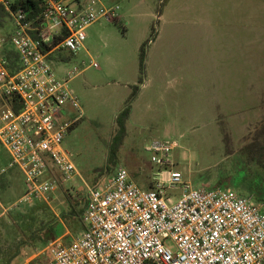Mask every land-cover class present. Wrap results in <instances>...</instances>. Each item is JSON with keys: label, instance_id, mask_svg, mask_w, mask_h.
Masks as SVG:
<instances>
[{"label": "rangeland", "instance_id": "rangeland-1", "mask_svg": "<svg viewBox=\"0 0 264 264\" xmlns=\"http://www.w3.org/2000/svg\"><path fill=\"white\" fill-rule=\"evenodd\" d=\"M101 1L119 5L118 18L93 23L81 51H65L52 60L60 78L75 74L69 86L80 110L66 105L59 119L75 120L63 145L79 175L64 180L58 172L54 194L20 203L28 185L20 169L9 167L10 154L0 146V170H6L0 174V264H8L20 240L26 245L9 264L44 263L47 245L28 235L46 220L59 219L64 243L75 239L83 231L82 217L70 224L62 213L83 209L88 185L103 186L118 167L143 189L154 186L160 170H172L181 173L183 185L231 187L241 196L264 200L256 185L264 170L246 152L264 133V0ZM14 30L10 16L0 35ZM135 85L139 92L117 164L103 172L116 116ZM154 141L177 144L170 166L152 161L147 146ZM239 180L242 187L232 183ZM182 184L171 191L174 199Z\"/></svg>", "mask_w": 264, "mask_h": 264}, {"label": "built area", "instance_id": "built-area-1", "mask_svg": "<svg viewBox=\"0 0 264 264\" xmlns=\"http://www.w3.org/2000/svg\"><path fill=\"white\" fill-rule=\"evenodd\" d=\"M40 1L36 22L0 0L15 23L10 36L0 35V146L28 185L20 203L55 192L58 172L64 180L79 175L63 145L75 120L59 119L66 105L80 110L69 86L75 74L60 78L52 60L81 51L86 29L115 21L120 9L101 0ZM176 146L154 141L147 150L167 167ZM153 184L143 189L118 167L103 186L88 185L83 231L69 243L50 241L42 264H264V203L231 187L183 185L179 171L160 170ZM179 184L181 195L174 199L171 191Z\"/></svg>", "mask_w": 264, "mask_h": 264}, {"label": "trees", "instance_id": "trees-1", "mask_svg": "<svg viewBox=\"0 0 264 264\" xmlns=\"http://www.w3.org/2000/svg\"><path fill=\"white\" fill-rule=\"evenodd\" d=\"M10 8L13 12H17L19 10H22L28 14V19H32L34 21H38L37 17L40 16L42 11V4L40 0H14L10 4ZM11 14L5 9V6L3 4H0V26H4L6 19L10 17ZM14 58H17V55L15 52L11 51L10 53ZM145 61H146V43L142 45L141 52H140V71L141 73L144 72L145 69ZM14 63V60L13 62ZM140 82H142V78H140ZM139 87L134 86L132 89V93L127 99L125 106L123 109L117 114L115 122H116V130L114 135L112 136V141L110 143L109 152H108V164L106 167H103L101 170L103 172H110L113 169V166L117 164V155L120 151V148L124 142V139L127 135V121L131 116L132 112V100L138 95ZM74 125H72L69 129L73 128ZM248 154V159L254 163L257 164L258 168L264 170V133L262 138H260L257 142L249 146L246 150ZM264 173V171H263ZM263 175V174H262ZM257 181L256 185L259 190L264 191V176H258L256 177ZM232 179V178H231ZM232 182V181H231ZM230 182V183H231ZM219 183V182H218ZM232 183H235L238 187H242L241 180L239 181H233ZM229 186V185H227ZM258 202L264 201L256 200ZM87 203L85 204V207L81 210H77L74 207L71 208L68 212H63L61 217H64L69 223L77 222L79 220V217H82V214L85 211ZM82 221V219H81ZM80 229H84L83 222L80 224ZM60 228V222L59 219H51L46 220L36 228H33L30 234L28 235L30 240L33 241H39L43 245H48L50 241H53L57 239L61 234L59 231ZM25 240H20L18 243L19 248L17 249V252H15L11 257H9L7 263H11L13 259H15L19 255V251L21 247L25 246Z\"/></svg>", "mask_w": 264, "mask_h": 264}, {"label": "crops", "instance_id": "crops-1", "mask_svg": "<svg viewBox=\"0 0 264 264\" xmlns=\"http://www.w3.org/2000/svg\"><path fill=\"white\" fill-rule=\"evenodd\" d=\"M55 192L51 193V194H54Z\"/></svg>", "mask_w": 264, "mask_h": 264}]
</instances>
